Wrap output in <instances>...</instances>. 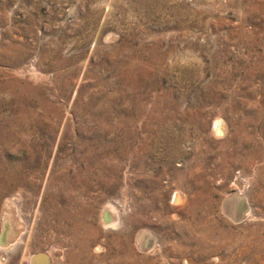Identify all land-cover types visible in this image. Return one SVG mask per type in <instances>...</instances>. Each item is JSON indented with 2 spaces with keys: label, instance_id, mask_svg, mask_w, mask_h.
Masks as SVG:
<instances>
[{
  "label": "rangeland",
  "instance_id": "374dc122",
  "mask_svg": "<svg viewBox=\"0 0 264 264\" xmlns=\"http://www.w3.org/2000/svg\"><path fill=\"white\" fill-rule=\"evenodd\" d=\"M91 152L114 173L86 196L65 173ZM6 196L25 228L0 264H264V0H0Z\"/></svg>",
  "mask_w": 264,
  "mask_h": 264
},
{
  "label": "bare ground",
  "instance_id": "6f19581e",
  "mask_svg": "<svg viewBox=\"0 0 264 264\" xmlns=\"http://www.w3.org/2000/svg\"><path fill=\"white\" fill-rule=\"evenodd\" d=\"M216 119H217V117H216ZM225 124H226V122H225ZM223 127H224V125L222 122H220L219 120L214 121L213 126H212L213 134L217 137L219 135H221L223 133V129H224ZM82 160L85 162V166L79 167V169H78L79 171L77 170L75 173H72V174L65 173V177L70 182V184H72L75 188H77V190H79L80 193H82L83 195H86V196H89L90 192L92 190H96L97 187L101 190L102 193L110 191L111 184H109V181H110V178H111L112 174L114 173V171L111 168H108L109 167L108 164L107 163L105 164L104 162L102 163V162L98 161L97 158L95 157L94 153H92V152H91V154L88 153L84 157H82ZM26 161L27 162H24V160H14L13 161L14 162L13 167L11 169L12 171H10L6 175L8 180L15 186V189L13 191L14 193L16 191H19V189H20V184L22 183V180L24 177L22 170L27 169L28 166L32 163V162H30L31 160L30 161L26 160ZM94 167L96 168L97 173H95ZM47 171H48V169H47ZM242 187H244V185ZM181 196H182L181 192L179 190H175L174 194L172 196L173 201L175 203L180 202L181 199L185 198V197L182 198ZM232 197H235V199L236 198L239 199V202L237 203V205L234 204L235 205L234 207H233V205L230 206ZM108 203H109V201H108ZM108 203H106L101 210V214H100L101 222H102L103 226H117L119 224L120 219L118 217L117 212L115 211L116 207L114 208V205L112 204L113 205V208H112L110 206V203L109 204ZM223 207L226 209V212L229 213V215L234 220L241 219L242 217H244V215L248 216L249 212H250V206H249V203L247 201V197L245 198L241 189H239L237 192H235L233 196H231V197L228 196L223 202ZM231 210H233V212H231ZM0 216H1L0 248L6 250V249L10 248L11 246H14L20 240V235H21V232L23 231V229L25 228V226H24L25 224H24V222H22V219H20V217L18 216L17 210H16V204L10 196H6L3 199V203H2L1 211H0ZM33 217H35V216H33ZM136 238H137V242H135V244H136L137 248L146 249V248L153 247L152 245L154 244V238L152 237V235L148 234L147 232L139 233ZM143 244L146 246H144ZM53 248H52V250H53ZM40 252L47 253L49 255V264H52L51 249L37 250V251H34L32 253H28V254L23 255L27 260V264H44L43 259L38 256V254ZM153 252H154V249H153ZM219 258H217V259H219Z\"/></svg>",
  "mask_w": 264,
  "mask_h": 264
},
{
  "label": "water",
  "instance_id": "95a60500",
  "mask_svg": "<svg viewBox=\"0 0 264 264\" xmlns=\"http://www.w3.org/2000/svg\"><path fill=\"white\" fill-rule=\"evenodd\" d=\"M38 256L43 259L44 264H49V255L47 253L40 252Z\"/></svg>",
  "mask_w": 264,
  "mask_h": 264
}]
</instances>
